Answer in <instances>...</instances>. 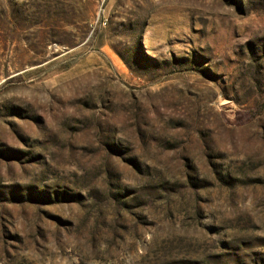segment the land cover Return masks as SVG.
<instances>
[{
	"label": "rangeland",
	"instance_id": "1",
	"mask_svg": "<svg viewBox=\"0 0 264 264\" xmlns=\"http://www.w3.org/2000/svg\"><path fill=\"white\" fill-rule=\"evenodd\" d=\"M0 264H264V0H0Z\"/></svg>",
	"mask_w": 264,
	"mask_h": 264
}]
</instances>
